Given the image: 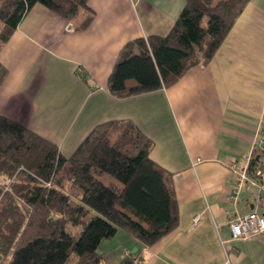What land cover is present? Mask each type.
Listing matches in <instances>:
<instances>
[{
	"label": "crops",
	"instance_id": "crops-1",
	"mask_svg": "<svg viewBox=\"0 0 264 264\" xmlns=\"http://www.w3.org/2000/svg\"><path fill=\"white\" fill-rule=\"evenodd\" d=\"M89 5L95 19L83 31L42 5L25 17L0 54L7 72L0 115L55 144L66 158L110 122H132L152 140L150 158L172 175L179 224L151 247L123 232L120 247L110 244L101 253L105 264H121L139 251L145 264H264V235L233 242L230 232L237 215L264 216L257 193L236 186L255 163L264 134V0H251L207 65L170 87L126 99L108 88L124 48L166 37L186 0Z\"/></svg>",
	"mask_w": 264,
	"mask_h": 264
},
{
	"label": "trees",
	"instance_id": "trees-1",
	"mask_svg": "<svg viewBox=\"0 0 264 264\" xmlns=\"http://www.w3.org/2000/svg\"><path fill=\"white\" fill-rule=\"evenodd\" d=\"M251 0H186L166 37L130 42L109 79L118 99L178 82L218 53ZM42 5L79 30L95 19L89 0H0V54ZM7 72L0 62V84ZM132 122L96 127L66 158L58 146L0 115V264H105L101 243L123 231L151 247L179 224L172 175ZM121 264H145L141 251Z\"/></svg>",
	"mask_w": 264,
	"mask_h": 264
},
{
	"label": "built area",
	"instance_id": "built-area-1",
	"mask_svg": "<svg viewBox=\"0 0 264 264\" xmlns=\"http://www.w3.org/2000/svg\"><path fill=\"white\" fill-rule=\"evenodd\" d=\"M256 158L253 166L249 167L237 181V190L247 189L257 193L256 203L264 207V134L259 142L257 150L253 156ZM251 176L252 178H250ZM237 193L233 194L231 199L237 200ZM200 218L195 219L198 224ZM231 241L250 242L253 238L264 235V216L257 211L247 215H237L230 223Z\"/></svg>",
	"mask_w": 264,
	"mask_h": 264
},
{
	"label": "rangeland",
	"instance_id": "rangeland-1",
	"mask_svg": "<svg viewBox=\"0 0 264 264\" xmlns=\"http://www.w3.org/2000/svg\"><path fill=\"white\" fill-rule=\"evenodd\" d=\"M123 236H127L125 233H123V231H118L117 235L111 239V240H105L103 245L100 246V248L98 249V252L101 254L104 251L105 246H109L110 244H113L115 247H120V243H124L123 242ZM105 252V251H104ZM130 255V254H129ZM128 254H126V256H129ZM130 257V256H129ZM127 258V257H126Z\"/></svg>",
	"mask_w": 264,
	"mask_h": 264
},
{
	"label": "water",
	"instance_id": "water-1",
	"mask_svg": "<svg viewBox=\"0 0 264 264\" xmlns=\"http://www.w3.org/2000/svg\"><path fill=\"white\" fill-rule=\"evenodd\" d=\"M136 251V250H135Z\"/></svg>",
	"mask_w": 264,
	"mask_h": 264
}]
</instances>
